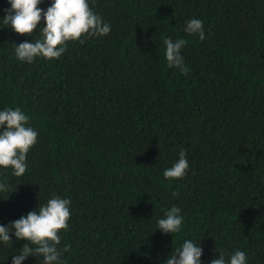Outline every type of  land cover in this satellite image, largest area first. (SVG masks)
I'll use <instances>...</instances> for the list:
<instances>
[{"label":"trees","instance_id":"1","mask_svg":"<svg viewBox=\"0 0 264 264\" xmlns=\"http://www.w3.org/2000/svg\"><path fill=\"white\" fill-rule=\"evenodd\" d=\"M9 6L0 0V16ZM89 6L110 33L69 41L58 59L17 60L14 43L33 37L0 24V108L20 107L38 132L22 177L0 169V223L56 194L71 201L65 264H164L187 237L205 264L234 249L264 264V0ZM194 17L203 41L183 31ZM163 37L186 39L188 74L167 66ZM181 149L187 175L165 179ZM173 204L184 216L174 237L155 230ZM25 242L0 246V264Z\"/></svg>","mask_w":264,"mask_h":264},{"label":"clouds","instance_id":"2","mask_svg":"<svg viewBox=\"0 0 264 264\" xmlns=\"http://www.w3.org/2000/svg\"><path fill=\"white\" fill-rule=\"evenodd\" d=\"M7 3L10 6L0 16V24L10 27L15 33L33 37L31 42L14 43L17 60L28 64L41 57L58 59L65 53L69 41L83 44L90 37L104 36L111 31L110 23L93 11L89 0H51L46 9L39 7L43 0H7ZM183 31L198 35L201 41L206 39L204 22L199 18L188 19ZM186 44L183 37H163L164 60L169 68L175 67L181 74H188L191 70L182 55ZM29 120V115L20 107L0 108V169L10 168L15 177L25 174L27 153L37 142L38 132ZM188 170L186 150L181 149L178 159L163 170V177L168 180L183 178ZM8 189L9 185L0 181V193ZM172 195L175 197L178 193L173 192ZM70 204V199L53 194L26 215L8 224L0 223V246L13 242V237L16 241H26L20 251L10 255L11 264H24L30 256L36 258V264H65L64 255L70 252L71 245L61 243L60 232L69 227ZM181 213L182 209L173 204L156 219L155 230L173 237L180 234L184 221ZM218 252L210 264H248L246 251ZM202 256L201 241L187 237L173 248L164 264H205Z\"/></svg>","mask_w":264,"mask_h":264}]
</instances>
